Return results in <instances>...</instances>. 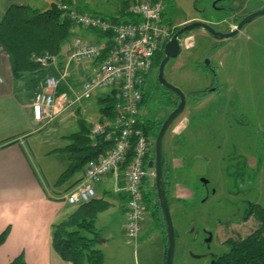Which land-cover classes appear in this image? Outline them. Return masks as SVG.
<instances>
[{"label": "rangeland", "instance_id": "1", "mask_svg": "<svg viewBox=\"0 0 264 264\" xmlns=\"http://www.w3.org/2000/svg\"><path fill=\"white\" fill-rule=\"evenodd\" d=\"M70 1L59 0L58 2L71 3ZM97 2V8L87 7V11L103 16L115 15L114 10L121 3L120 0ZM263 9L264 0H169L165 5L163 22L168 28L174 29L177 24L186 19L207 20L213 25L214 30L222 32L226 30V24H222V21L230 18L241 21L244 17ZM217 23L220 24L216 25ZM197 30L188 34L187 43L191 46L194 39L195 41L197 39L200 42L204 41L205 45L202 43L197 45L199 53L196 51L190 55L191 57H186L189 53L185 52L187 54L184 53L177 59H171L164 71L166 81L179 88L186 96L187 106L178 121L173 122L169 128L163 139L162 148L164 156L166 159L168 158L169 173L166 181L171 184L167 198L175 234L173 264H209L215 256L227 252L226 245H223L227 238V236L224 237V232L227 229L220 224L216 225L222 219L223 222L225 221V218L217 214L216 211L220 209V206L227 204L223 186L239 181L241 174H244L246 178L251 177L250 181L254 176L260 174V180L262 179L264 183V153L263 157L260 155L262 150L264 152V15L256 17L244 25L235 36L221 42L220 53L212 54L209 59L206 58L207 48L214 45L213 39L211 40L204 31ZM82 34L74 29L69 39L76 36L88 39L82 37ZM184 42L186 40H181V47H184ZM62 53L63 49L61 54L56 55L59 57V62L46 69L45 72L58 76V73L66 65ZM202 60L204 62L211 60L209 64H213L218 72L219 81L217 83L223 84L231 81L233 84L231 87L239 90L242 102H244L243 110H241L243 115L231 119L233 123L238 119L243 128L236 132L230 131L229 127H226L228 120L225 118L224 127L227 132L215 133V138L209 144H207L208 137L203 133L206 131L208 116L214 114L217 109L212 104L207 106V101L195 104L189 95L192 92L203 90L211 81V77L202 68ZM182 63H186L185 68L181 65ZM79 73L80 67L76 65L71 67V77L65 82L69 83V87L65 86L66 90L64 91L66 100L59 101L60 111L56 114L50 113V116L40 121L39 129L22 143L29 164L47 193L60 191L64 187H56L55 183L67 167L66 154L58 151L67 144L65 137L77 131L79 118H82L88 126L98 121L97 99L109 91L108 89L99 90L88 101L74 102V93L78 90L81 81ZM155 76L156 70L152 71L147 78L145 87L148 89V100L141 110V115L160 123L171 113L176 99H174V95L166 94L161 88L157 90L158 93L155 92L156 94L151 91L156 85ZM30 79L27 76L21 81L25 82L27 87L24 85V88L32 95L37 89L34 92ZM65 79L59 82V86H63ZM216 95L213 96V99L217 98ZM220 110L225 112L228 110V105L225 106L224 100ZM230 110H232L231 107ZM186 120L191 121L187 134L195 136L198 133L202 146L195 148L190 142L177 144V179H174V158L176 157L174 147L177 143V138L174 135L179 132ZM38 127L32 125V128ZM185 139L184 135L180 137L183 142ZM253 145H255V150H249V147ZM241 148L246 152L241 153ZM208 153L214 158L223 157V163L220 164H223L222 183L213 176L212 165L204 158V155L206 156ZM241 154L248 158L251 156L257 161V166L249 168L248 171L247 168L243 169L241 164H237L239 160H242ZM144 169H146L145 166ZM233 172L236 173L231 175ZM147 183L146 181L145 187H147ZM176 185L177 193L185 196L183 189H186L190 196L187 199L178 200L175 197ZM99 187L103 192H106L103 197L110 204L105 212L98 215L95 223L96 231L99 234L95 249L102 253L103 264H164V254L167 250L166 228L162 221L158 223L160 224L158 226L157 221L151 217L149 211L152 212V210L149 201L145 203V206H149L148 212H145V219H148L147 229L138 235L136 241L130 240L124 231L125 218L119 211L120 201L112 193L114 182L107 180L100 183ZM261 191L264 194L263 186H261ZM149 199H151V195ZM217 199L220 201L218 205L215 203ZM245 206V202L237 205L239 214ZM253 227L256 228V224L252 225ZM252 231L245 227L240 232V236L235 238L243 239ZM211 232L215 237L211 242H206L207 238L205 237L207 233Z\"/></svg>", "mask_w": 264, "mask_h": 264}, {"label": "built area", "instance_id": "2", "mask_svg": "<svg viewBox=\"0 0 264 264\" xmlns=\"http://www.w3.org/2000/svg\"><path fill=\"white\" fill-rule=\"evenodd\" d=\"M89 1L101 0L57 2L56 7L77 29L105 37L99 40L97 36L92 39L76 36L64 45L62 56L65 68L58 73L59 77L49 75L38 81L32 102V117L40 122L50 113L60 111L59 101L66 100V94L57 97L56 91L61 80L66 78V82L71 77V67L75 65L80 67L81 81L74 93V102L88 101L99 90L112 92L115 117L92 124L89 139L95 141L102 135L107 142L114 143L98 160L87 165L82 181L62 198L70 206L87 203L96 198L95 185L110 179L114 182L113 192L126 195L124 231L130 240L136 241L145 222L141 182L147 176L154 177L143 166L149 143L136 127L142 99L141 87L149 76L155 54L164 49L173 29L163 22L167 0H121L126 5L124 14L133 20L120 19L119 9L114 21L80 10V5ZM185 40L184 48H189L187 38ZM179 43L181 46V40ZM32 60L46 70L56 65L59 57L44 53L33 55ZM120 183L123 185L120 186Z\"/></svg>", "mask_w": 264, "mask_h": 264}, {"label": "trees", "instance_id": "3", "mask_svg": "<svg viewBox=\"0 0 264 264\" xmlns=\"http://www.w3.org/2000/svg\"><path fill=\"white\" fill-rule=\"evenodd\" d=\"M67 3V2H66ZM118 13L120 19H132L124 14L126 5L122 2ZM105 16V15H104ZM114 21L115 15L105 16ZM133 20V19H132ZM76 27L67 19V17L57 9L55 4L50 5L44 10H39L26 5L10 6L0 19V50L8 58L11 75L14 80L19 81L29 76L30 83L37 89L39 79L45 78L51 74L45 72L33 60L32 56L50 53L59 55ZM176 29L172 31V35ZM92 33V32H90ZM99 40L105 35L92 33ZM171 35V37H172ZM109 46H111L109 44ZM164 58L163 48L157 52L152 60L150 73L157 70L160 62ZM149 73V74H150ZM146 77L142 90V99L139 105V116L136 127L144 134L149 143V152L147 153L143 166L145 170L154 174L153 169H148L149 162L154 160V145L159 129L163 123L154 122L141 115V110L147 103ZM66 89L59 86L56 96L64 94ZM200 92L195 93L198 95ZM99 105V119L97 122L112 120L115 117L112 92H107L97 99ZM177 102L174 103V106ZM77 131L65 137L67 144L58 149L66 154L67 167L59 175L55 186L62 187L66 194L73 186L82 181L84 171L87 165L98 160L100 156L112 147L114 141L107 142L105 136H98L95 141L89 139V130L92 125H86L82 118L77 120ZM172 126V125H171ZM5 144L0 149L9 146ZM95 144V145H94ZM147 161V163H146ZM146 163V165H145ZM161 167L163 170V182L166 197L169 192L170 182H167L169 168L166 169L165 157L162 156ZM165 172H168L167 174ZM81 175L77 181L75 178ZM110 180V179H107ZM106 180V181H107ZM147 187H145V182ZM123 184L120 183V186ZM99 184L95 185L96 187ZM112 193L113 190H112ZM106 195V193L104 194ZM103 195V196H104ZM151 195V199L149 196ZM97 197L87 203L76 206L73 211L62 221L51 226V244L53 250L65 263L70 264H103L102 253L95 249L99 234L96 231L95 223L99 214L105 212L110 204L104 197ZM114 196L120 201V209L124 210V203L127 200L123 192L114 193ZM141 196L145 212L151 207L150 215L155 221L161 220L165 225V220L161 212L155 190V176H147L141 182ZM168 200V198H167ZM149 201V206L145 203ZM124 214V212H123ZM259 221V228L243 239L229 241L227 252L217 256L214 264H264V208L253 212ZM10 227L0 234V246L5 242ZM167 247V245H166ZM166 256V251L164 258ZM9 264H26L22 255L13 259Z\"/></svg>", "mask_w": 264, "mask_h": 264}, {"label": "crops", "instance_id": "4", "mask_svg": "<svg viewBox=\"0 0 264 264\" xmlns=\"http://www.w3.org/2000/svg\"><path fill=\"white\" fill-rule=\"evenodd\" d=\"M58 1L0 0V19L12 5H26L41 10ZM70 2L76 3V0ZM120 2L122 3L121 0ZM97 3L89 1L81 4L80 10L97 8ZM121 3L114 14L121 9ZM232 28V24H227V29ZM77 30L83 33L82 37L92 39L94 36L89 31ZM21 80L13 79L8 58L0 50V146L11 143L0 149V234L10 227L5 242L0 246V264H9L19 255L23 256L26 264H70L63 262L53 250L51 226L64 220L74 206L66 204L62 198L66 186L60 191L45 192L28 162L22 143L39 129L41 122L32 117L34 93L30 95L24 88L25 82ZM65 86L69 87V83L64 82L63 87L66 89ZM32 125L38 128H32ZM80 177L81 175L77 176L75 180ZM97 187L96 196H103L106 192ZM183 191L185 196L177 193L178 200L190 196L186 189ZM119 211L123 214L122 209ZM147 222L146 218L140 234L147 229ZM159 222L161 220L156 222L158 226Z\"/></svg>", "mask_w": 264, "mask_h": 264}, {"label": "flooded vegetation", "instance_id": "5", "mask_svg": "<svg viewBox=\"0 0 264 264\" xmlns=\"http://www.w3.org/2000/svg\"><path fill=\"white\" fill-rule=\"evenodd\" d=\"M194 21L203 22V23L209 25L211 28L215 29L213 27V25L210 24L209 21L207 22V20L205 21V20H198V19L197 20L186 19V21L177 24L175 29H176V31H178L179 29L183 28L188 23H191ZM239 22L240 21H236L235 19H232V18H230L229 20L222 21V24H226V30L222 31V33H229V32L235 31ZM219 24L220 23H217L216 25H219ZM227 24H232L233 28L227 29ZM193 31H198V30H193ZM201 31H204L205 34L207 36H209V38L211 40L213 39L212 41H213L214 45L211 43L212 44V45H210L211 47L207 48V57L206 58L209 59V57L212 54L220 53V50H221L220 43L224 42L225 40H227L229 38L218 40V39L213 38L205 30H201ZM215 31H217V30H215ZM218 32H220V31H218ZM189 33L190 32H185L183 35H181V37L179 39L180 40L186 39ZM199 43H202L204 45L206 44L204 41L200 42L199 39H197L196 41L194 39V40H192V45L189 46V48H184V47L180 46L181 47L180 54L174 59L181 57L185 52L189 53V55L186 57H191L190 55L196 53V51L199 53V51L197 50V45H199ZM187 53H185V54H187ZM189 60H190V58H189ZM206 61H208V60H206ZM210 61L211 60H209V62ZM209 62H208V65H205L204 60L201 61L202 68L211 77V81L209 82V84L207 86L204 87L203 90L192 92L189 94L190 97L192 98V100L195 101L194 102L195 104H198L202 101H207V104H206L207 106L212 104L213 106L215 105V107L217 109L214 112V114H210V116H208V118H207L208 121H207L206 131L203 133V135H206L209 139V142L207 144H209L210 141H213V139L215 138V133H218V134L226 133L227 132L226 127H229V130L234 131V132H236V130L239 131L240 128H243V126L241 125V123L239 122L238 119L235 123H233V121L231 119L232 118L236 119L235 118L236 116L239 117V115H241V116L243 115L241 110H243V104H244V102H242L239 90L237 88L235 89V88L231 87V85H233L231 83V81L223 83V84L217 83V81H219L218 72H217L215 66L211 63L209 64ZM185 64L186 63H182L181 65L185 68ZM166 65H165V67H166ZM164 71H165V68H164ZM191 71L194 72V70H192V69H191ZM163 77H164V72H163ZM155 83H156L155 87L151 90V91H153V93H155V92L158 93L157 90L159 88H161L164 90V92L166 94L171 93L172 95H174V97H175L174 99H176V101H174V103L177 102V104L173 107V109H172V111H173L179 103V98L174 93L170 92L169 90L164 88L159 83V81H158V69L156 70ZM217 84H219V85H217ZM219 86H220V88H219ZM222 87H223V89H222ZM219 91H221V92L219 93ZM198 92H200V93L198 95H195V93H198ZM216 94H219V95H216ZM214 95H216L217 98L213 99ZM218 96H220V97L218 98ZM185 98H186V96H185ZM223 100H224L225 106L228 105V110L226 112L220 110V106H221ZM192 106H194V105H192ZM186 107L187 106H186V99H185V107H184L183 112L185 111ZM230 107L232 108V110H230ZM195 109H196V107H195ZM183 112L181 113V115L183 114ZM179 117H177L174 122H176V120L178 121ZM166 118L167 117H165L163 119V122ZM225 118L228 120L226 127H224ZM180 125H181V123H180ZM190 126H191V121L186 120V123L183 124L182 127H180L179 132H177L174 135V137L177 138V143H175L176 145L174 147L175 148L174 154L176 155V157L174 158V161H175L174 179H177V149H178L177 144L190 142V144L192 146H194L195 148H200V146H202V142H200L201 140H200V136L198 133H196L195 136L187 134ZM183 135L186 137L185 142L180 140V137H182ZM251 136H253V135H251ZM231 139H232V137H231ZM197 141H199V142H197ZM242 147H244V145H242ZM252 149L255 150V145L249 147V150H252ZM207 151L210 152L209 149H207ZM242 152H246V151L243 148H241V153ZM263 153L264 152L262 150L260 153L261 157H263ZM209 154L210 153H208V155H206V156L204 155V158L206 159V161L208 163H210L212 165L213 176L217 177L218 181L220 183H222V181H223V176H222L223 164L222 165H220V164L223 163V157L219 156L221 158H218V157L214 158L213 156H210ZM162 156H164V152H162ZM164 157H165V166L167 169L168 168V162H167L168 158L166 159V156H164ZM241 157H242V160H239V162L237 164H241L243 169L247 168V171H248L249 168H251V167L255 168L257 166V161H255L251 156H249V158H248L244 154H241ZM259 160L261 161V159H259ZM226 168H227V166H226ZM152 169L154 170V167ZM165 173L167 174L168 172H165ZM235 173L236 172H233L231 175H233ZM154 176H155V171H154ZM239 177H240L239 181L231 182V183H229L228 186H225V185L223 186V188H225L224 195L226 196L225 199L227 200V204L225 206H220V209L216 210L218 212L217 214L222 215L225 218L224 222L222 221L223 220L222 219V220L218 221V223H216V225L220 224L221 226H224L227 229V231L224 232V237L227 236L226 240L223 243L224 246L226 245L225 247H227V244H231V243H228L229 241H232V240L235 241L237 239H240V238H235V237H239L240 232H242L245 227H248L249 230L252 229L253 230L252 232H255L259 228V221L255 216H253V212L256 210H260L261 208H264V194H262V191H261V186L264 187V183L262 182V179L260 180V174L257 176H254L252 181H250L251 177L246 178V176L244 174H241ZM175 189H176L175 195L177 198V185H176ZM242 202H245L246 206L240 210L241 212L239 214V212L237 211V205H241ZM215 203H216V205H218L220 203L219 199L215 200ZM255 224H256V228L253 227L254 228L253 229L252 225H255ZM229 235H231L232 238L229 237ZM214 237L215 236L213 235L212 232L210 234L207 233V235L205 237V238H207L206 242H211ZM208 239H209V241H208ZM216 257L217 256H215L212 260H210L209 264H214ZM165 258H166V256H165ZM165 258H164V264H165ZM172 264H173V261H172Z\"/></svg>", "mask_w": 264, "mask_h": 264}, {"label": "water", "instance_id": "6", "mask_svg": "<svg viewBox=\"0 0 264 264\" xmlns=\"http://www.w3.org/2000/svg\"><path fill=\"white\" fill-rule=\"evenodd\" d=\"M260 15H264V9L254 14L246 16L243 20H241L238 23L235 31H232L229 33L217 32L213 28H211L209 25L203 22L194 21V22L188 23L183 28L176 31L172 35V37L169 39V41L164 45V49H163L164 58L162 59L158 67V81L164 88L174 93L179 98V103L177 107L167 116V118L164 120V122L162 123L160 127L158 135L156 137L155 145H154V161L149 162L147 167L148 169H152L154 167L156 195H157L159 206L163 214V218L165 220V225H166L167 250H166L165 264H172L173 254H174V249H175V234H174V229H173L172 220L170 216L168 200H167L166 193H165L164 182H163V170L161 167V159H162V152H163V149H162L163 139L165 137V134L167 133V131L169 130V128L175 121V119L181 115L185 107L184 94L181 92L179 88L168 83L163 77L165 65L170 59H174L180 54L181 47L179 43V38L185 32H191L193 30L200 29V30H205L213 38L218 39V40L230 38L236 35L243 25L251 22L254 18ZM205 65H208V61H205Z\"/></svg>", "mask_w": 264, "mask_h": 264}]
</instances>
